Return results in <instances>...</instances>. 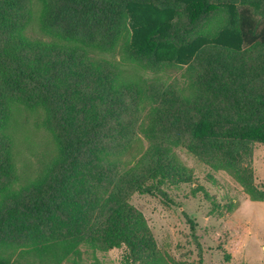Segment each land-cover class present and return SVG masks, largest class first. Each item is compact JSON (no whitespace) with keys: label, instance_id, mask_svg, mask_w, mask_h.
<instances>
[{"label":"trees","instance_id":"16d2710c","mask_svg":"<svg viewBox=\"0 0 264 264\" xmlns=\"http://www.w3.org/2000/svg\"><path fill=\"white\" fill-rule=\"evenodd\" d=\"M26 1L0 0V264L20 247L29 264L77 263L81 246H124L132 264H166L127 199L164 201L165 185L190 181L170 145L264 200L241 167L254 143L264 145V0H39V27L62 39L107 49L127 20L128 60L146 70L192 62L193 95H157L145 129L151 148L121 173L110 156L132 133L137 95L76 50L27 39ZM13 98L44 111L57 148L27 183L18 182L7 128Z\"/></svg>","mask_w":264,"mask_h":264},{"label":"rangeland","instance_id":"374dc122","mask_svg":"<svg viewBox=\"0 0 264 264\" xmlns=\"http://www.w3.org/2000/svg\"><path fill=\"white\" fill-rule=\"evenodd\" d=\"M26 5L28 22L23 34L27 39L76 50L83 61L108 71L137 95L132 133L120 145L115 144L110 156L120 173L137 166L151 148L145 129L157 95L171 88L183 98L193 95L192 62L146 70L124 55L130 37L127 20L113 47L89 48L41 29L42 2L27 0ZM256 19L263 20L260 16ZM8 110L7 128L18 182L27 183L43 174L57 148L41 108L28 107L13 98ZM169 149L188 169L190 181L165 185L168 198L164 201L140 193L127 199L149 227L166 264H264V200L253 199L228 171L198 160L181 146L170 145ZM241 167L251 171L252 188L264 194V145L254 143ZM80 250V261L59 264H132L124 246L108 251L81 246ZM22 251L20 247L13 252L12 264L30 263Z\"/></svg>","mask_w":264,"mask_h":264}]
</instances>
